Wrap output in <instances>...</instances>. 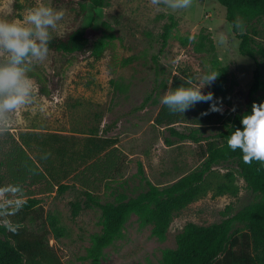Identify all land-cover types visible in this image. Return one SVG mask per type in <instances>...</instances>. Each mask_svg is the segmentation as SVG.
Instances as JSON below:
<instances>
[{"label": "rangeland", "instance_id": "obj_1", "mask_svg": "<svg viewBox=\"0 0 264 264\" xmlns=\"http://www.w3.org/2000/svg\"><path fill=\"white\" fill-rule=\"evenodd\" d=\"M50 3L66 13L53 36L86 28L90 48L81 55L49 52L47 60L34 68L30 76L36 102L19 109L9 132L0 136V157L9 149L11 139L17 140L22 134L29 138L28 153L36 161L41 156L36 140L51 134L68 139L70 147L79 142L77 150L89 136L115 139L121 166L119 172L93 190L101 203H115L121 195L135 196L146 190L147 182L159 187L168 185L200 166L205 141H179L166 128L156 126L154 118L165 86L174 75L196 77L209 66L220 73L223 87L214 90V98L221 102L220 113L226 116L233 112L236 94L250 86L254 61L240 55L239 39L226 21L225 9L216 0H193L190 8L177 11L163 6L157 11L149 0H108V5L99 9L92 8L88 0ZM34 4L35 0H0V18L22 20L25 10ZM169 15L174 17L176 27L161 47L159 34ZM254 27L258 32L255 39L264 48L262 27ZM219 32L226 34V45L217 43ZM259 62L264 77V61ZM218 80L202 91L212 92ZM194 127L190 121L173 126L183 133ZM221 129L219 122L202 126L198 132L212 140ZM167 140L172 145L166 144ZM49 158L54 160L53 155ZM47 167L55 168L51 171L54 176L62 174L56 161H50ZM72 175L61 181L69 186L63 194L56 189L41 193L43 184L33 187L35 195L30 198L38 204L25 224L35 232L49 231L45 219L54 216L65 229L64 235L57 242L51 234L47 239L62 264H93L83 258L92 236L101 231V212L83 207L72 218L71 203L84 200L83 189L70 179ZM205 182L206 193L174 216L164 240L154 237L150 225H142L137 216L130 215L121 236L103 250L96 264H159L164 250L175 248V236L185 224L218 223L225 218L226 207L234 214L257 201L234 163L213 166ZM224 185L230 190L219 194ZM9 219L17 218L14 215Z\"/></svg>", "mask_w": 264, "mask_h": 264}, {"label": "trees", "instance_id": "obj_2", "mask_svg": "<svg viewBox=\"0 0 264 264\" xmlns=\"http://www.w3.org/2000/svg\"><path fill=\"white\" fill-rule=\"evenodd\" d=\"M216 1L225 9L226 21L239 39L240 55L254 61L250 86L236 94L235 111L227 116L220 112H208L210 102H201L184 114H172L161 104L154 118L156 126L166 128L179 141H205L204 160L200 166L168 185L159 187L147 182L146 190L135 196L121 195L115 203H101L93 196V190L119 172L121 166V154L114 147L115 139L89 136L82 140L77 150L79 142L70 147L68 139L51 134L47 139L36 140L41 150L37 161L28 153L30 145L26 134L20 135L17 140L11 139L9 149L0 157V186L6 185L4 181L20 184L24 198L28 200L16 214L17 219L12 221L20 225L17 232L0 226V264H62L47 239V235L51 234L57 242L64 235L65 229L59 225L57 218L46 217L50 230L45 232H35L25 224L31 209L38 204L30 198L35 195L33 187L43 184L41 193H52L56 189L58 194H63L69 186L61 184V181L73 174L70 179L83 189L84 200L82 203H71L72 218L77 217L83 207L97 208L101 212V231L92 236L91 245L83 258L96 264L103 250L121 236L130 215L137 216L142 225H150L154 237L164 240L174 216L206 193V175L213 166L223 162L236 165L238 175L246 188L257 195V201L234 214L230 213V207H226L225 218L218 223L207 226L185 224L175 236V248L164 250L159 264H264V163L253 161L251 165L245 164L241 150L232 151L227 145L231 132L242 127L241 116L251 114L252 103L264 102V77L259 62L264 61V48L255 39L258 32L254 27L255 24L260 25L264 33V0ZM88 2L94 9L108 5V0ZM237 17L244 21L243 34L233 27ZM175 27L174 17L167 16L159 34L161 47L166 45ZM89 46L86 28L78 27L62 36H53L49 52L81 55L88 51ZM92 53L99 57L97 51ZM188 77L193 76H172L165 89L178 87ZM218 79L212 91L214 96V90L223 87V76ZM206 112L208 114H204ZM186 121L195 127L187 133L174 130L175 124ZM219 122L222 129L215 139L209 140L199 134L200 127ZM54 142L58 143L56 147L52 144ZM166 144L172 145V142L167 140ZM49 154L54 156V160L49 158ZM50 161L57 162L61 175L51 173L55 168L47 167ZM75 162H79L77 167L73 166ZM229 190L224 185L219 194Z\"/></svg>", "mask_w": 264, "mask_h": 264}, {"label": "clouds", "instance_id": "obj_3", "mask_svg": "<svg viewBox=\"0 0 264 264\" xmlns=\"http://www.w3.org/2000/svg\"><path fill=\"white\" fill-rule=\"evenodd\" d=\"M149 3L157 11L161 6L177 11L190 8L193 0H149ZM65 14L64 9L53 7L50 0H35V4L25 10L22 20L0 18V136L9 132L19 109L36 102L30 73L47 60L49 43L53 33H58ZM233 27L241 34L245 31L244 21L239 17L233 22ZM227 42L226 34L219 32L217 43L226 45ZM219 75L209 66L200 75L185 78L178 87H169L161 96L160 103L172 114H184L201 102H210L208 112H222V104L214 94L202 91L210 87ZM240 123L242 127L236 128L228 137V147L232 151L240 149L245 164L251 165L253 161L264 163V102H253L251 114H243ZM24 203V190L20 184L0 186V226L17 232L20 225L9 218L16 215Z\"/></svg>", "mask_w": 264, "mask_h": 264}]
</instances>
